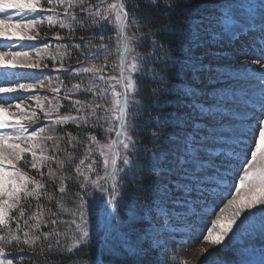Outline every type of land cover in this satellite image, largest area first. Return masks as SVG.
<instances>
[{
	"label": "snow or ice",
	"instance_id": "snow-or-ice-1",
	"mask_svg": "<svg viewBox=\"0 0 264 264\" xmlns=\"http://www.w3.org/2000/svg\"><path fill=\"white\" fill-rule=\"evenodd\" d=\"M180 2L181 0H144L148 5L145 9L133 0H46L49 7H44L41 0H0V13L13 9L21 15L28 14L26 20L12 24L13 28L33 29L35 25L43 23L32 14L46 15L50 25L59 22L60 28L69 29V35L75 34L76 26L81 30L96 26L87 41L81 37L80 43L74 45L80 49L81 44H85L95 47L96 50L86 55L84 62L78 59L77 64L80 66L77 68H64L61 61L60 67L56 69L63 70L65 75L87 74L90 77L88 85L82 88L81 84L77 83L73 85V89L81 95L91 93L92 100L87 101V107L81 100L73 101L77 113L83 115H59V106H52L51 110L44 112L43 115L46 120H51L52 125H62L71 121L78 127L83 124L103 129L106 137L105 141L101 142L96 136L89 134V143L83 158L74 163L71 154L65 160L58 158L61 151L59 143L53 146L51 155H45L47 149L42 143L55 138L51 134L43 135L45 125L31 127L40 119L35 111L29 113L21 104H16L17 113L14 114L16 116L14 121L0 115V264H13L15 257L9 258L7 248L23 244L35 250L34 246L41 237L47 242L46 246H40L41 252L64 250L71 254L68 258L70 264H77L72 257L83 255L85 248H90L91 243L96 240V236L89 230V220L86 216L89 210L96 215H102L105 225L109 223L114 213L120 215L127 211V219L134 223L143 220L154 210L160 219L166 218L170 223L183 222V226L190 233L183 239V247H190V241L192 244L207 243L213 247L214 250L211 252L202 249L207 253L203 264H225L226 260L234 261V264H253L246 249L240 250L237 257H231V253L236 251L235 242L244 235L257 233L264 237V71L260 76L259 110L253 111L251 117L245 121H234L228 132L213 133L214 143L209 144L207 139H198V133L193 132L190 137L184 138L183 146L175 158L170 159L167 150L161 149L150 153L134 138L139 128V125L134 123L138 118L135 109L140 106L136 100L138 87L137 79L134 77L141 73L137 78H142L141 65L147 63L136 49L142 47L149 39L148 33L141 31L137 21H141L145 27L154 25L156 15L153 9L158 12L161 6H165L167 10L172 11ZM212 2L216 0H209V3ZM218 7L224 11L222 17L218 16L217 22L222 21L233 36L241 31L237 20L245 27L259 25L260 43L249 45L241 41V48L238 51L242 56L252 55L255 63L264 69V2L245 5L237 0H229L226 5ZM244 8L248 11L242 15L241 9ZM58 9H63L62 15L57 12ZM10 20V16L8 20H0V36L10 38L19 35L21 39H36L38 33L33 35L29 31L9 32ZM186 23L191 50L192 44L198 45L203 42L204 36L209 34L207 26L212 22L205 11L198 7ZM137 32H141V35L137 36ZM176 35V26L171 21L166 27H157V30L151 32V36L160 37L161 40ZM183 35L180 34L181 39ZM217 35H223L222 30ZM56 39H61L58 33ZM94 39L100 43L93 45ZM151 43L157 52L163 48L160 40L152 39ZM48 47L50 45L46 44L45 49ZM63 47L68 48L69 45L65 44ZM60 48L61 45L57 44V49ZM81 51L83 53L85 50ZM3 55L0 54V67L5 69L41 67L39 63L30 59H16L28 57L29 54L26 52L8 53L7 55L13 57V60L8 62L4 61ZM169 55L170 51H165L163 58L167 60ZM110 57H115V60L110 62ZM114 72L117 74H112ZM11 75L15 74L7 71L0 73V80L15 84L13 87H0V94L6 97L11 93L18 94L21 91L46 86L44 81H37L35 84L13 82L10 81ZM25 78L32 77L26 74ZM51 82L50 78L49 84ZM169 87L170 85H167L165 90ZM51 90L57 96L61 91L59 86ZM13 99L25 98L16 95ZM64 99L71 100V95H66ZM37 103L38 107L43 109L44 106L39 103L38 98ZM4 104H9V101L5 99L0 104V112L7 111ZM130 107L134 109L131 112ZM53 116L55 119H52ZM67 135L71 137L70 133ZM204 135L207 137L209 134ZM153 136L156 134L153 133ZM38 141L41 143H37ZM209 147L218 151L210 155ZM93 153L99 155L94 157ZM66 162L72 175L60 177L58 191L63 195L58 203L60 209L64 210L63 196L69 191L65 181L71 180L72 195L75 197L70 201L74 205L73 209L68 210L71 219L61 220L57 213L50 212V216L55 218L44 220V213L41 211L26 217L25 204L28 209L32 206L28 198L32 197L38 201L42 195H47L45 184L42 183L45 178L43 169L48 168L47 176L54 181L56 177L50 164L56 163L58 168L63 169ZM101 166L103 175L98 171ZM25 168L36 170L40 179L30 176L24 171ZM162 171L165 174L163 177ZM128 179L136 182L137 191L131 194V202H126L124 197L117 200L122 190L126 188ZM144 180H149V183H143ZM93 192L107 194L109 204L104 203L103 195L91 200L86 199L91 197ZM233 192L236 195L233 196ZM139 193H145L146 209L135 204V196ZM47 199L51 200L53 197L47 195ZM222 204L231 209L226 215L220 207ZM40 208L42 206L37 204V209ZM218 209L220 214L216 215ZM150 218L153 227L143 234V242H140L139 238L135 243L125 242L122 246L127 250L125 253L121 246L106 240L100 255L132 256L136 258L134 264H143L139 257L155 246L163 249L164 256L167 257L169 240L162 238L166 233L160 227V220ZM30 220H35V223L29 224ZM41 223L50 224L52 230L42 232ZM60 226L64 227L63 232L59 231ZM167 227L166 224L165 228ZM35 232H39L40 235H35ZM60 237L65 238L63 245ZM50 238L55 244L50 242ZM67 238H70V244L67 243ZM128 238L126 232L125 241ZM18 250L23 251V248ZM173 260L176 261V256ZM93 264H101V260L98 258ZM155 264L160 262L156 261ZM164 264H169L167 259ZM259 264H264V250L261 252Z\"/></svg>",
	"mask_w": 264,
	"mask_h": 264
},
{
	"label": "rangeland",
	"instance_id": "rangeland-1",
	"mask_svg": "<svg viewBox=\"0 0 264 264\" xmlns=\"http://www.w3.org/2000/svg\"><path fill=\"white\" fill-rule=\"evenodd\" d=\"M134 1H144V0H133ZM185 4L188 5L189 9L192 10V13H195V10L199 7L202 10L205 11V14L208 15V19L212 22L210 25L207 26V32L209 33L208 35L204 36V40L203 42L199 43L198 45L196 44H192L191 45V50H189L190 48V43H186V50H185V58H182L179 61V65L181 66V73L183 75V83L180 84V86H183L184 89H182V92L187 95V98L183 97L182 94H179L182 97V100L180 102V106L181 108H185L187 107L189 110L193 111L196 108H201L200 105L204 102V103H213L214 105L217 106V108H215L216 111H214V108L212 109V112L210 110V113L206 116V120L211 122V121H218L220 124L222 125H226L228 128H232V123L235 121V119H233L230 116L231 111L229 109H231V105H232V100L236 97L235 95V91L231 89L230 84L233 86L235 83L231 80L232 78H234L235 76H230V73L225 72L223 70H221L219 68L220 64H223V56L218 54L215 55L212 50H217V51H221V49L223 50V35L227 36V32L229 31L227 27H225L221 22H217L218 21V16L222 17L223 16V10H221L220 7H218V5H226L229 0H216V2H212L209 3V0H184ZM237 2L239 3H243L245 5H251V4H259L264 2V0H237ZM41 4L44 7H49V5H47L46 0H41ZM248 11L247 8L241 9V14L243 15V13H246ZM57 12L62 15L63 9H58ZM13 13H8V11L6 13H2V15H0V20L2 19H8L9 16H11ZM20 14L14 13V16H17ZM35 16V18L41 16L38 14H32ZM27 18L28 14H24L20 17V19L22 18ZM40 20L43 21L42 24L39 25H35L33 29H24L22 27H16L13 28L11 27L12 25V20H10L9 26H8V31L9 32H17L20 33L22 31H29L31 32V34L35 35L38 33L36 39L34 40H28V39H21L20 41L16 42V46L19 48V50H17L16 52H20V53H27V51H29L30 49H32V54L30 53L28 57H17L16 59L18 60H25V59H30L32 62H36L39 63L41 65V67H46V66H56L55 69H57L61 63V61H63L64 67L65 68H69L71 66H76L79 65L77 64V60L79 59L80 61L84 62L85 61V57L86 55H90L92 51H95V47H91V46H87L85 51L82 53V49H77L74 47L75 43H70L69 39H76L78 37H80V35L77 34H89L91 35L92 32L90 33H85V32H79L80 30H78V26H76L75 28V34L74 35H70V36H65V35H61L59 34V37L61 39H56V34L54 36H52L50 39L46 40V36L45 33H47L48 31H54L55 29H62L59 26V22L50 25L47 21L46 15H42L41 18H39ZM234 20H236V18H233ZM67 23V21H65ZM238 22V20H237ZM18 23V22H17ZM14 23V24H17ZM75 23V22H73ZM138 24V21H137ZM139 25V24H138ZM96 26H92L91 29L95 30ZM90 29V30H91ZM62 30H64L65 32H69V29L63 28ZM88 30V29H87ZM222 30L223 35H217L218 32H220ZM84 31V30H83ZM142 31V29H141ZM137 36L141 35V32H137L136 33ZM82 36H86V35H82ZM14 37H19V35L17 36H12L11 38ZM20 38V37H19ZM9 39V38H6ZM155 39V38H152ZM151 39V40H152ZM33 41H37L38 43L33 47ZM228 40H226L227 42ZM229 42V41H228ZM20 43H23V46L20 47ZM50 45V47H48L47 49H45V45ZM57 44L61 45L60 49H57ZM68 44L69 47L68 48H64L63 45ZM97 44V43H96ZM95 44V45H96ZM8 43L6 44V48L3 51H0V54H4L3 55V59L5 61V59L7 61H12L13 57L11 55H7L9 52V49L7 48ZM226 46H230L229 43H226ZM227 49V48H226ZM156 51L155 48H150L149 51L145 52L144 50L141 49V47L137 48L136 51L137 53L141 56L142 59L146 60L147 63H143L141 65L142 68V73L147 71V72H154V66H152L151 64H149L150 61H158V60H163L165 61V59L163 58V55L161 56H154V52ZM163 50V49H162ZM165 51V50H163ZM37 52H39V55H37ZM66 53L65 55H61L60 53ZM212 53V54H211ZM215 57H214V56ZM219 56V57H218ZM222 56V57H221ZM170 57V55H169ZM168 57V58H169ZM218 57V58H217ZM167 58V59H168ZM202 62L205 64L206 62L209 64L210 62L212 64H214L213 67H206V66H200V64L198 63V61ZM115 60V57H110V62ZM118 62V61H116ZM52 63H55V65H52ZM99 63V62H97ZM210 63V64H211ZM216 66V67H215ZM239 67V66H236ZM244 68V65L241 66ZM230 69V68H229ZM232 74H236L235 71H231ZM42 75H39V78L36 79V83L37 81H44L45 83V87L44 88H39L37 87V93L34 96H31V99H26L24 105L22 106V108H24L26 111H28L29 113H31L32 111H35L37 113V115L40 117V119L35 123L32 124L31 127H38L40 125H45V132L43 135H48L51 134L55 139L51 140V141H45L42 143V146L45 147L47 149V151L45 152V155H51L52 154V149L53 146L56 143H59L60 149L61 151L58 154V158L60 160H64L65 156H67L68 152L70 149H73V146H75V143H78L80 146L79 148H81V151H85V148L87 147L88 143H89V134L96 136L98 141L104 142L105 141V134L103 129H98V128H91L89 126L83 125L81 124L79 127H83V128H87V132L84 133L83 137L81 136H77V132L73 131V129H70L71 127L77 128L78 126L74 123H72L71 121H68L62 125H66L63 129L61 128L62 125H52L51 120H46L44 118L43 113L50 111L52 106H59V115H83L82 113H77L75 107H72L73 111L69 112L68 114H63L60 111V107H61V98L59 97V94L57 96L56 93H54L51 89L54 87L59 86L60 89H62L63 86V81L62 78L60 77V75L52 70L49 71V73L45 74L42 73ZM112 74H117V73H112ZM36 75V74H35ZM141 73H137L136 76L134 78L138 79L137 77H140ZM37 77V76H36ZM225 78L222 79V78ZM51 78V84H49V79ZM90 77L87 74H81L78 76V80L73 83L66 91L65 94L67 95H71L72 97H75L76 100H81L82 102H84V106L87 107V101L92 100V95L91 93H87L86 95H81L80 92H77L73 89V85L80 83L81 87L84 88L88 85ZM233 82V83H231ZM169 85L172 86L171 91L172 93L174 92L175 89L178 88L177 84L173 83V82H169ZM214 85V86H213ZM215 86H221L219 88L220 92H214L213 91V87ZM174 87V88H173ZM199 89H202V91L200 92ZM229 89V91H228ZM169 90V88H168ZM61 92V91H60ZM244 95L245 100L248 98H251L253 100V98L256 96H249L246 94H242ZM247 96V97H246ZM56 97V98H54ZM37 98L39 100V103L43 104V109H40L38 107V103H37ZM238 98V97H237ZM224 99V101H222ZM231 99V100H230ZM136 100L139 101L138 99V95H136ZM231 101V102H228ZM236 102V101H235ZM201 103V104H199ZM257 106H259L258 103H255ZM139 108L135 109V111L137 112H141V102L139 101ZM256 105H247V107L244 108L248 109L251 112V115L253 113V110H259V108L256 107ZM215 106V107H216ZM163 104H159V106H156V108H158L156 110L157 114H153V115H149L148 119L149 121H151V123L154 125V127H150V132H148L149 134H146L145 137L147 138H151L152 140L157 139L156 144L153 143L152 147H151V152H157L161 149H165L168 151L169 155H170V159H174L176 156V146L178 144V137L176 136V134H173L172 136L170 135V131L169 129L166 127V120H167V113H169V111H167L166 109H164V112H159V109H162ZM251 107V109H250ZM224 109L225 111L229 110L228 112L226 111L225 114L224 113ZM240 109L243 110L241 108L240 105ZM134 109H132L130 107V112L133 111ZM203 113V111H202ZM232 114V113H231ZM251 115L245 119H249L251 117ZM141 118V116L139 117ZM52 119H55V116L52 117ZM138 122L139 120L141 121V119H137ZM227 122H229L230 124L227 125ZM25 123H28L27 121H25ZM91 123V121H90ZM137 124V123H136ZM161 126L159 129H156L155 125ZM180 124L182 125V122L180 121ZM69 126V130H67V127ZM141 127H144V125H142ZM230 130V129H229ZM181 132V130H179V133ZM228 132L226 129L224 131H222V133H226ZM67 133L71 134V137H69L67 135ZM153 133L156 134V136H153ZM162 134H166L167 136L163 139L161 136ZM181 136L182 137H187V134L185 132H181ZM61 137L63 139H65L68 143V145L64 144L65 142H63V139H61ZM75 138L74 140L72 138ZM135 139H137L139 142H143V138H139V136L136 135L134 136ZM211 138V135L207 138V140L209 141ZM37 143H41L40 141H38ZM141 146V145H140ZM93 147H95V145H93ZM143 148V147H142ZM144 148H146L144 146ZM148 149V148H147ZM149 150V149H148ZM210 155L213 153H209ZM38 155H39V151H38ZM99 154L98 153H93L94 157H97ZM102 159V158H101ZM89 161H86V163H88ZM50 167L53 169L54 173H55V177L56 179L53 181L52 179H49L47 176L48 173V168L43 169L44 173H45V178L42 180V183L45 184V190L47 192V195H50L53 190V188L57 187L59 189L60 186V177L63 176V173H60V168H58L57 164L56 166H53V163L50 164ZM26 171V170H24ZM98 171L100 172L101 175H103V168L102 166L98 169ZM27 172V171H26ZM62 172V171H61ZM30 176H34L37 179H40L39 175L37 174V172L34 173H29L27 172ZM165 174L163 173V171L161 172V176L163 177ZM48 180L50 183L47 184ZM128 181V180H127ZM126 181V183H128ZM55 186V187H54ZM51 187V188H49ZM126 189V188H125ZM125 189L122 190L121 196H118L117 199L120 200L122 197L125 196V193H127L125 191ZM50 193V194H49ZM47 195H42L40 197V199L37 201L32 197H29L28 200L31 201V205L33 208V211L30 213V215H32L33 213H37L38 211H41L44 213L43 219L44 220H49L51 218H55V217H51L50 216V212H51V208L47 207L46 204L42 205V208L37 209V204L38 202L42 201L43 199H45L46 201V197ZM99 195H103L104 198V202H105V198L107 196V194H102L100 192H93L92 196L86 199H93L96 196ZM35 203V204H33ZM40 205V204H39ZM25 208L26 210L28 209L27 204H25ZM231 209L225 207L224 208V214H228V212H230ZM220 212L217 211L216 215H219ZM86 216L89 220V230L91 232H93V234L96 236V238H98L101 234L102 228H101V221H100V215H96L94 214L91 210H89L86 213ZM128 213L127 211L121 213L120 215H116V219L114 220L113 223H118V225H121L123 223V226L127 227V223H128V219H127ZM27 217V215H26ZM149 217H154L157 220H160V227L164 229L166 236H163L162 238H166L169 240V252L167 254V257L164 256V250L160 249V248H156L155 246H153L149 251H147L144 254V260L143 263L144 264H155L156 261H159L160 264H162L163 259H167V261L169 262H181L183 264H203V261L205 259V256L207 255L206 252H203L202 249H207L209 252L213 251V247L208 245L207 243H199V244H192V242L190 241V247L185 248L182 245V241L183 239L188 236L189 230L187 228H185L183 226V223H170L166 218L165 219H160V217H157L155 215V212L153 211L152 213L149 214ZM175 217V216H173ZM71 219V218H70ZM175 219V218H173ZM35 220H30L29 224H34ZM112 223V224H113ZM111 224V225H112ZM168 225L167 228H165V225ZM97 225H99V228H97ZM111 225L109 226V228L111 227ZM153 227V226H152ZM178 227H183V229L178 228ZM61 227H59V231H60ZM152 229V228H151ZM149 229V231L151 230ZM25 231H27L28 229H24ZM52 230V226L50 224L45 225L44 223H41V231L42 232H50ZM123 231L122 230H118L117 234H112V236L115 237V242L112 243H117L122 235ZM33 233H30V235H32ZM35 235H40L39 232H35ZM206 234V233H205ZM50 241L52 243H54V240L52 238H50ZM45 241L43 239V237H41V239L39 241L36 242V245L39 244H44ZM23 247L25 249H31L29 245H23ZM36 247V246H34ZM236 251L231 253V257H237L239 255L240 250L242 249H246L247 250V254L249 255V258L251 260H257L259 261L261 259V252L262 250H264V237H261L259 234L254 233L252 235H244L242 236L239 240H237L235 242L234 245ZM194 251V252H193ZM6 253L9 255L8 251H6ZM176 256V261L173 260V257ZM9 258L10 255H9ZM257 258V259H256ZM13 264H35L33 263L31 260L26 259V258H22V256L19 257V260H13ZM225 264H234V261H229L226 260Z\"/></svg>",
	"mask_w": 264,
	"mask_h": 264
},
{
	"label": "trees",
	"instance_id": "trees-1",
	"mask_svg": "<svg viewBox=\"0 0 264 264\" xmlns=\"http://www.w3.org/2000/svg\"><path fill=\"white\" fill-rule=\"evenodd\" d=\"M134 3H139L141 8H145V9L148 8V5H146L144 1H134ZM153 12L156 15V24L148 25L147 27H145L142 24V22L138 20V24L140 25L142 31L148 33L149 40H151L152 38L160 40V42L163 44V49L165 48L168 51H170L171 54L178 55L183 50L184 41L188 39L186 21L190 20L189 18L190 11H187V10L185 11V9H183V3L180 2L179 5L175 8V10L169 11L166 9L165 6H161L158 12H156L154 9H153ZM169 21H171L176 26V32H177L176 36L171 37V38H164L162 40L160 39V37L151 36L152 31L157 30V27H161V28L166 27ZM77 28L78 30H80L79 32H83L84 30V32L86 33H89V32L93 33L95 31L87 27L83 30H81L79 27ZM181 33L184 34L182 39L180 38ZM77 39L79 38H76V42H77ZM80 41L81 39H79V43ZM93 41L94 43L98 42V40H93ZM144 44L147 45V43H144ZM82 45L84 46L85 44H82ZM154 69L158 77V78H155L157 80L150 79L148 76L139 85L138 96L142 102V108H141V112L143 113L142 120H145L144 118H147L148 113H151V115L157 114L156 111L152 112V110L155 108V104L158 102L163 105H169L170 107H174V110L167 113V121L174 122L175 120H178L180 118V112L176 110V109H179L178 107L179 100L176 97V94L178 93L176 94L172 93L171 91L172 86L169 87V90H165V88L167 85H169V82H179L180 65L177 62L166 60V61L160 62L159 64L158 63L155 64ZM136 123L139 125V128L136 133L139 136V138H143V142L145 143L144 144L143 142H140L141 147L144 148L145 146L146 148L147 147L150 148L148 144H152L153 142L151 138H147L145 136L146 134H149L148 132H150V127H154V125L148 124L147 121H140V120L139 122L137 120ZM142 125H144V127H141ZM70 129H73V131L77 132L76 135L81 136V137H83L84 136L83 134L87 132L86 127L85 128L71 127ZM67 130H69V126L67 127ZM162 135L164 136L166 134H162ZM63 142H65L64 144L68 145L65 139H63ZM146 142H147V145H146ZM79 146L80 145L78 143H75V147H73V149H70L68 152V155L71 154L73 156L74 163H78L79 158L83 157L84 151H81V148H79ZM53 166H56V163H53ZM60 173H63L64 175H69V176L72 175V172H69V165L67 164V162L65 163V167L63 169H60ZM45 181H47V184L50 185V183H48L49 182L48 180H45ZM65 182L68 184L69 191H67V194L63 196V201L65 204L64 210L60 209V204L58 203V201L61 199V196L63 194L59 193L58 188L55 186H54L55 188L53 189L49 187L53 190L52 192H50L51 194L49 193L50 196L53 197V199L49 200L46 197V201L45 199H43L42 201L38 202V204H40L41 206L46 204L47 207H50L52 209L51 213H57V215L59 216L61 220L70 219L71 216L68 210L73 209L74 207L73 203L70 201L75 199V197L72 195L73 182L71 180H66ZM148 182L149 181L147 180L143 181V183L145 184H147ZM136 191H137V185H136V182L133 181L132 183L129 184L128 194L130 196V199L132 198L131 194L135 193ZM135 204L140 208L146 209L145 193H139L138 195L135 196ZM32 206L30 209L26 210L27 216H29L30 213L33 211ZM145 224H146V216L143 220H138L137 222H135L133 224V227H135V229H137L138 226L143 228ZM60 231L63 232L64 227H62ZM60 240H61V244L63 245L65 243V238L60 237ZM46 243L47 242H45L44 244L36 245L35 250H33L32 248L25 249L27 251L26 258L31 260L35 264H70V261L68 258L71 254L67 253L64 250L41 252L40 246H46ZM67 243L70 244L69 239H67ZM53 244H55V241ZM95 249H96L95 245L93 244L91 245L90 248H85V253L83 255L78 256V257H72V259H75L77 264H87L88 259H90L91 256L95 254ZM121 256H125V255L115 256V260L119 262V264H125V262L123 263V261L119 260V257ZM134 260L135 259L133 260L130 259V261L133 263H134Z\"/></svg>",
	"mask_w": 264,
	"mask_h": 264
},
{
	"label": "bare ground",
	"instance_id": "bare-ground-1",
	"mask_svg": "<svg viewBox=\"0 0 264 264\" xmlns=\"http://www.w3.org/2000/svg\"><path fill=\"white\" fill-rule=\"evenodd\" d=\"M227 43H229L228 41H227ZM222 50V49H221ZM217 50H212V52L215 54V55H217V52H216ZM219 52V51H218ZM212 54V53H211ZM225 57H227L228 56V54L226 53V54H223ZM214 56V55H213ZM215 57V56H214ZM219 57V56H218ZM217 57V58H218ZM222 57V56H221ZM240 59L241 58H239L238 57V55H235V54H232V55H229V58H228V61H227V64L229 65V66H233V67H236V66H239V64H240ZM211 63V62H210ZM209 63V64H210ZM233 81V80H232ZM234 82V81H233ZM233 82H231V83H233ZM248 85H246L245 86V93L244 94H246V95H249V96H260L261 95V88H260V86H258V85H256L255 87H254V82L252 81V80H250V81H248V83H247ZM249 87H254V93H251L250 92V90H249ZM255 96V97H256ZM247 97V96H246ZM236 102H240V105H241V108H245V107H247V105H256L255 104V102L251 99V98H248V100L246 99L245 100V98H244V95H241V96H238V98H236V100H235ZM256 107L257 108H259V106H257L256 105ZM251 108V107H250ZM224 111H225V109H224ZM227 111V110H226ZM229 111V110H228ZM227 111V112H228ZM227 114V113H226ZM251 115V112L248 110V109H243V110H240V111H237V112H234L233 113V116L234 117H236V118H247V117H249ZM235 121H237V120H235ZM220 207H222V205L220 206ZM219 210V209H218ZM194 252V251H193Z\"/></svg>",
	"mask_w": 264,
	"mask_h": 264
}]
</instances>
